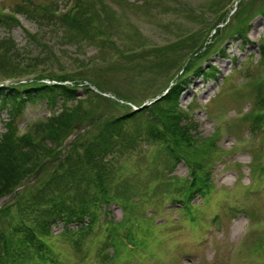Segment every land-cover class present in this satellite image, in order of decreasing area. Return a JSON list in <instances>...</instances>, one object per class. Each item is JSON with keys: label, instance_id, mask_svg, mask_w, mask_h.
Instances as JSON below:
<instances>
[{"label": "rangeland", "instance_id": "rangeland-1", "mask_svg": "<svg viewBox=\"0 0 264 264\" xmlns=\"http://www.w3.org/2000/svg\"><path fill=\"white\" fill-rule=\"evenodd\" d=\"M66 1L73 0L62 3ZM94 1L96 10L102 12L104 6ZM51 2L53 0H0V6L14 8L23 4L31 10L34 5ZM235 2L105 0L113 14L102 16L101 32L112 37L114 48L110 43L101 42L89 46L84 40L85 33L69 24L53 26L50 18L43 17L41 11H35V21L22 12L21 25L10 32L0 27V49H4L1 40L10 37L16 50L11 51V56H0L1 86L3 79L17 68L20 57L24 64L34 66V72H41L45 67L55 74L72 73L79 81L91 77L100 81L107 91L113 90L116 99L122 97L140 102H149L156 92H164L169 79L160 81L156 89L149 88L144 80L148 77L150 81L151 76L140 73L139 68L121 69L118 62L125 60L119 54L140 46H161L180 36L201 31L207 36V48L220 47L215 51L204 50L199 56L205 58H194L184 65L188 66L187 70L194 67L185 73L188 81L181 110L188 116L182 124L193 130L192 141L204 147L212 140L211 146L216 147L219 157L226 159L220 162L215 160L216 156L209 158L206 155L205 161H201L215 160L211 171L215 185H221L222 190L215 193L213 185L206 197L196 196L191 202L184 200L180 207L172 195L178 192V198L183 195L185 199L182 193L191 181L190 166L177 161L164 142L151 141L145 133L141 138L148 140H142L135 147L131 140L143 132V127L130 124L126 128L125 144L114 159L116 165L122 166L112 190L113 193L119 191V197L110 194L114 197L112 203L101 205L95 226L84 230L85 235L82 231L64 233V224L56 221L53 235H57L47 238L53 256L56 255L62 264L63 261L65 264H264V110H258L264 90L261 89L263 85L256 83L264 76L260 48V42L264 44V0L241 3L238 13L245 10V17L240 20L228 18ZM37 18L44 21L40 27L43 31L37 38L53 52L46 56L49 60L35 62L31 60L32 56L44 57L45 54L39 47L35 49L29 45L25 29L36 36ZM224 19L226 30L221 35L208 33L214 23ZM49 30L54 32L51 36ZM180 49L178 46L170 53L175 54ZM129 64L139 67L138 62ZM199 66L202 71L193 74ZM81 67L86 73L76 74ZM159 67L152 69L155 71ZM214 68L220 75L215 81H207L204 74ZM223 75L228 78L224 80ZM9 83L7 81L6 85ZM83 107L90 116L106 112L103 104L87 102ZM48 109L41 101L28 104L18 118V124L24 129L47 115ZM241 110H250V115L240 120L228 119ZM254 111L262 114L257 121L251 116ZM6 118L5 112L0 115V134L5 132ZM261 121L263 128L259 129ZM172 188L174 191L170 192ZM42 190L43 185L29 186L22 193L21 202H31L28 198ZM67 195H73V200L63 203L64 209L82 205L81 197H77L75 191L69 190ZM53 204L46 207L50 209ZM10 213L11 217L4 218L2 223L18 221L20 207L13 206ZM47 263L52 264L50 260Z\"/></svg>", "mask_w": 264, "mask_h": 264}, {"label": "trees", "instance_id": "trees-1", "mask_svg": "<svg viewBox=\"0 0 264 264\" xmlns=\"http://www.w3.org/2000/svg\"><path fill=\"white\" fill-rule=\"evenodd\" d=\"M79 2L82 6H79L73 16L71 14L57 16L56 3L43 5L41 7L43 17L53 20H57L58 17L63 25L80 26L85 22L87 24L98 22V25H101L102 16L104 14L108 16L105 0H97L100 6H104L102 12L96 10L94 0L92 2L79 0ZM90 16H94L96 19L88 18ZM7 19L17 22L15 17ZM9 25L7 20H3V27L6 28ZM210 26L211 24L207 27ZM213 26L215 27L216 24L214 23ZM217 33L220 35L221 30H218ZM205 42L206 37L201 31V33L196 32L183 36L178 42H173L166 47L147 50L138 58L139 70H143L146 66L152 68L158 65L159 69L176 68L177 66L182 68L187 58L202 50ZM178 46L182 49L177 50L178 52L175 54L170 53ZM262 49L264 52V45ZM150 57L152 58L150 59ZM121 67L125 68V66ZM17 71L18 68H14L8 75L9 78L18 76ZM214 75L212 73L207 76L214 77ZM57 79L59 81L67 80L65 77ZM184 82L183 79L177 81L164 97L150 106V110L149 107H145L140 112L129 111L125 115L120 114L105 120L100 119L97 124V132L86 143L74 146L68 157L56 153L49 143H57L65 131L84 117L81 113L84 102L95 100L96 103L107 105L111 110L116 109L118 104L94 93L88 87H85L84 90L88 97L78 100V85L67 87L40 84L25 91L28 96L34 94L39 98L45 97L49 105H55L60 101L66 105L72 100H77L79 103L77 107L67 108L63 113L37 124L28 135L22 138L15 136V128L12 125L6 134L0 136V200L6 196H12L17 188L24 187L20 193H17L18 201L16 200L14 205L5 206L0 210L1 220L11 217L10 212L13 206L20 207V218L17 222L7 221L5 224L0 221V264H48V260L54 263L56 256H53V251L47 244V238L51 237L53 221H67L68 225L76 222L82 234L85 235L83 231L95 223L101 205L111 202L114 198L110 196L111 185H113V182L111 183L112 164L118 155L121 141L127 137L125 126L128 122L142 119L145 121V118L151 117L148 128L151 139L168 145L171 152L177 153V156L172 154L177 161L181 156H187L190 159L188 164H191L190 166L193 168V181L189 187V194L191 198L195 197L201 191L197 184L198 167L201 164L199 162L194 164L191 161V155L198 150L193 146L197 144L192 141L189 127L182 125L183 113L179 108V101L184 91L182 88ZM0 91L3 89L0 88ZM7 91L8 93L4 95L5 99L13 106L12 102L20 92L14 88H9ZM3 106H5V102H3ZM251 116L257 121L258 111H254ZM45 161L49 162V166L45 165L42 172L43 177L41 176L42 178L40 177L38 182L33 184H38V187L43 185V190L40 194L38 192L32 194L28 198L31 202H21L22 193L29 187V180L41 170ZM69 190L75 191L76 196L81 197L79 201L82 205L79 208H63V203L67 204V201L72 202L73 200V195H67ZM114 192V196L119 197L120 192ZM52 203L55 204L50 209L46 207ZM87 219L90 221L88 225Z\"/></svg>", "mask_w": 264, "mask_h": 264}]
</instances>
